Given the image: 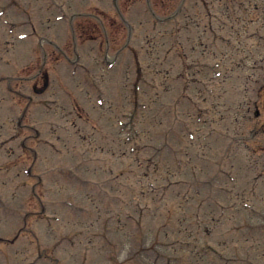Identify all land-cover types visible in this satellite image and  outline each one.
I'll use <instances>...</instances> for the list:
<instances>
[{
    "label": "rangeland",
    "instance_id": "obj_1",
    "mask_svg": "<svg viewBox=\"0 0 264 264\" xmlns=\"http://www.w3.org/2000/svg\"><path fill=\"white\" fill-rule=\"evenodd\" d=\"M256 2L0 0V264H264Z\"/></svg>",
    "mask_w": 264,
    "mask_h": 264
},
{
    "label": "trees",
    "instance_id": "obj_2",
    "mask_svg": "<svg viewBox=\"0 0 264 264\" xmlns=\"http://www.w3.org/2000/svg\"><path fill=\"white\" fill-rule=\"evenodd\" d=\"M148 159V158H147ZM154 165H155V163H152L151 164V167H154ZM147 168H149V166L147 167ZM171 170H169V169H166V172L167 173H169ZM176 183V181L174 180V182L172 183V184H175ZM187 197V196H186ZM186 197L184 198V199H186ZM217 206V204H215V207ZM214 208V207H213ZM215 209V208H214ZM168 214H169V212H168ZM182 220H184V218L183 217H181V219H180V221H182ZM218 220H215V222H217ZM195 227L197 228V229H199L200 231H205V227L206 226H204V224L202 223V222H199V223H197V224H195ZM203 229V230H202ZM209 251L210 249L209 248H202L201 249V252H203V251Z\"/></svg>",
    "mask_w": 264,
    "mask_h": 264
}]
</instances>
